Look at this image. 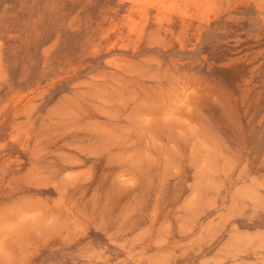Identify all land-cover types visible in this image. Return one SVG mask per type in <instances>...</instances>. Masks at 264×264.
Wrapping results in <instances>:
<instances>
[{
  "label": "rangeland",
  "instance_id": "374dc122",
  "mask_svg": "<svg viewBox=\"0 0 264 264\" xmlns=\"http://www.w3.org/2000/svg\"><path fill=\"white\" fill-rule=\"evenodd\" d=\"M0 264H264V0H0Z\"/></svg>",
  "mask_w": 264,
  "mask_h": 264
}]
</instances>
